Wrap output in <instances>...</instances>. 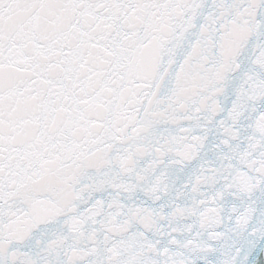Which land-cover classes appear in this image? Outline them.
Segmentation results:
<instances>
[{"label": "snow or ice", "instance_id": "6c2138e0", "mask_svg": "<svg viewBox=\"0 0 264 264\" xmlns=\"http://www.w3.org/2000/svg\"><path fill=\"white\" fill-rule=\"evenodd\" d=\"M0 264H264V0H0Z\"/></svg>", "mask_w": 264, "mask_h": 264}]
</instances>
